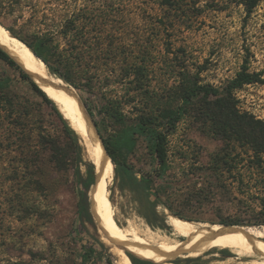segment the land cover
Instances as JSON below:
<instances>
[{"label":"rangeland","instance_id":"obj_1","mask_svg":"<svg viewBox=\"0 0 264 264\" xmlns=\"http://www.w3.org/2000/svg\"><path fill=\"white\" fill-rule=\"evenodd\" d=\"M0 24L29 41L51 39L56 53L67 49L75 63L78 50L72 47L81 43L79 31L83 28L96 36L104 52L92 60L87 74L95 75L96 84L90 91L72 88L79 94L89 126L98 131L100 127V135L109 140L120 138L125 127L136 122L146 102L173 108L182 102L184 87L194 82L216 88L227 85L242 70L246 57L250 70L264 77V0L252 13L243 0H0ZM67 30L69 36L63 34ZM132 64L146 68L150 87L146 97L139 77L128 74ZM235 96L242 112L264 120V83L245 84ZM96 99L104 109L116 102L124 120L98 110L94 118L87 103ZM76 132L78 145L31 80L0 58V264H123L105 241L106 231L113 235L108 214L124 228L179 238L174 217L198 225L227 220L264 228L258 224L264 221V163L260 165L258 157L264 160V155L223 134L198 106L193 110L190 105L168 135L169 169L163 177L157 176L158 164L145 136H138L132 151L125 148L118 155L127 158L137 177L151 184L132 188L114 162L108 180L110 203L105 210L102 206L101 221L93 215V223L79 214L93 162ZM94 135L99 141L95 131ZM97 175L96 166V183L88 190L90 206ZM154 199L162 201L156 212ZM247 260L217 247L169 264Z\"/></svg>","mask_w":264,"mask_h":264},{"label":"trees","instance_id":"obj_2","mask_svg":"<svg viewBox=\"0 0 264 264\" xmlns=\"http://www.w3.org/2000/svg\"><path fill=\"white\" fill-rule=\"evenodd\" d=\"M243 2L246 4L248 12L252 13L258 5L259 0H243ZM10 30L24 40L27 44L26 46L30 47L36 56L47 64L52 75L61 78L78 91L84 89H88L89 91L92 90L94 84H96L94 82L95 75L87 74L90 72L92 60H98L104 52V48H102L101 44L95 42V35H90V32L84 31L83 28L79 31L78 37L81 43L76 47L75 45L72 47L78 50L75 55V63L70 62L67 49L64 48L62 51H57L58 53H56V50L52 47L51 39H41L36 42L29 41L24 37H21V35L12 29ZM63 34L69 36L71 31H63ZM106 52L108 53V49H106ZM55 56L57 57V60L53 61L52 59ZM0 58L21 69L24 78L31 80L34 90L45 102L55 108L58 118L65 124L66 131L71 135L75 144L78 145V133H76V130L70 125L68 119L64 117L60 109L57 107L56 102L41 88L40 84L32 80L22 66L19 65L17 61L2 47H0ZM131 73H135L136 76L139 77L138 83L141 84V88L144 87L142 92L145 97L148 96L150 93V87L147 83L148 74L146 68L141 65L132 64L128 67V74L130 75ZM99 76L100 73L98 78H100ZM258 82L264 83V77L262 73L250 70L249 60L246 57L242 70H240L236 77L223 87L216 88L210 85H201L199 82H194L192 86L184 87V91L181 95L182 102L173 108L160 106L153 107L150 103L146 102L144 111L137 117L135 123L125 127L124 133L120 138L109 140L108 138H105L103 134L101 135L108 154L117 165V172L123 173L132 188H141L143 182H150L151 184V181L137 177L136 172L128 163L126 157L122 158L118 156L123 153L125 148L132 151L137 144L138 136H145L149 138L151 148L158 164L156 169L157 176L163 177L169 169L167 148L168 135L176 128L177 123L182 119V116L189 111L190 105L193 110L198 106L200 114L210 119L217 128L223 132V134L232 136L235 140H243L252 147L257 155H264V120L256 118L252 113L247 111L242 112L238 107L237 98L235 96V90L237 88L242 87L245 84ZM103 98L106 97L103 96ZM91 102L92 103L89 101V103H87L89 105L88 110L94 118H96V110H98L99 113L103 112L115 120H124L125 115L117 109L116 102H111L110 106L106 107V109H104L105 106H102L97 99ZM95 120L97 125H99V121L97 119ZM99 130V132L102 133L100 127ZM258 158L260 159V165L263 164V157ZM90 168L91 174L84 183L85 191L83 193L79 214L81 217H84L86 221L93 223L95 222V219L88 200V190H90L92 185L96 183V166L94 163H91ZM161 203L162 201L159 199L153 200L152 209L154 212H156V206ZM177 214L182 217L180 213ZM171 221L173 220L171 219ZM225 224L243 225L244 223L241 221L225 220L220 221V223L215 225ZM258 224H264V221ZM129 248L136 252L131 247ZM134 254L129 253L133 264H157L151 260L139 258L138 255L137 257ZM198 259L199 257L196 259L191 258L190 261Z\"/></svg>","mask_w":264,"mask_h":264},{"label":"bare ground","instance_id":"obj_3","mask_svg":"<svg viewBox=\"0 0 264 264\" xmlns=\"http://www.w3.org/2000/svg\"><path fill=\"white\" fill-rule=\"evenodd\" d=\"M0 43L9 47L25 66L32 71L49 77L58 83H62L61 78L49 75L44 61L37 57L19 39L11 36L10 31L5 29L1 24ZM42 87L51 99L59 105L64 117L69 120L73 128L82 136L88 156L98 167L97 192L91 205V211L95 218L101 221L102 209L104 208L105 210L108 207V203H110L108 180L111 177V169L112 167L114 168V163L96 139L93 129L89 126L88 120L81 112L82 108L77 98L63 90L54 89L43 84ZM79 112H81L82 118L79 116ZM108 220L113 235H110V232L106 231L105 241L114 253L120 256L123 264H133L126 251H131L142 259L147 257V259L155 263L169 264L181 256L184 257L187 254L199 256L217 247L222 249L228 248L239 255L248 257L249 260L243 262V264H264L263 227L198 225L179 217H174L172 222L182 236L179 238L162 231L141 230L137 227L124 228L110 214H108ZM129 247H132L137 253Z\"/></svg>","mask_w":264,"mask_h":264},{"label":"water","instance_id":"obj_4","mask_svg":"<svg viewBox=\"0 0 264 264\" xmlns=\"http://www.w3.org/2000/svg\"><path fill=\"white\" fill-rule=\"evenodd\" d=\"M9 30V29H8ZM10 31V30H9ZM11 36L13 37H17L14 34H12V32L10 31ZM0 47H2L3 49H5L16 61L19 65L22 66V68L24 69L25 72H27L29 74L30 77L34 78L38 84H40L41 88L45 91V89L42 87V84L48 87H52L54 89H58V90H63L66 93H68L69 95L75 96L79 102V104L81 105V99L79 97V95L77 93H75L74 89L72 88V86L68 85V84H64V83H58L53 79H50L49 77H45L42 76L38 73H36L35 71H32L31 69H29L28 67L25 66V64L19 59L18 56H16L10 49L9 47H7L6 45L0 43ZM30 48V47H29ZM32 50V49H31ZM34 53V52H33ZM35 54V53H34ZM36 55V54H35ZM43 61V60H42ZM46 92V91H45ZM47 93V92H46ZM49 96V95H48ZM50 97V96H49ZM51 98V97H50ZM84 113V112H83ZM86 117V116H85ZM88 120V118H86ZM89 121V120H88ZM90 123V122H89ZM93 130L95 131V133L97 134L98 138H99V143L102 146L103 150L105 151V153L110 156L105 148L104 142L101 138L100 132L98 131V129L95 126H92ZM112 159V158H111ZM113 161V160H112ZM114 163V161H113ZM228 226H232L229 224H225ZM126 253L129 255V251H126ZM131 253V252H130ZM130 257V256H129ZM138 257V256H137ZM140 258V257H139Z\"/></svg>","mask_w":264,"mask_h":264}]
</instances>
